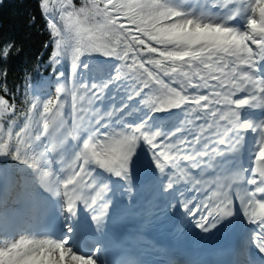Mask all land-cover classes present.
Masks as SVG:
<instances>
[{"label":"snow or ice","instance_id":"1","mask_svg":"<svg viewBox=\"0 0 264 264\" xmlns=\"http://www.w3.org/2000/svg\"><path fill=\"white\" fill-rule=\"evenodd\" d=\"M232 3H235V0H212V5L218 6L221 10L229 9ZM42 7L47 12L49 0H43ZM177 12L184 11L166 3V0H84L83 6L79 8L72 4V0H61L59 22L55 14L49 13L52 16L48 23L54 49L51 51L49 60L43 64L44 68L52 69L60 87L53 95L47 94L48 98L42 99L41 97L44 96L33 93V83L30 89L33 94L29 95V85L25 83L24 109L21 110L24 123L19 132H13L12 128L7 127L5 123V118L11 119L16 116L17 106L0 95V121L4 122L3 128L0 129V139L6 141L0 144V149L7 152L13 142L22 144L26 138L35 140V146L38 149L45 151L54 149L57 141L68 136V133L80 123H86L89 129L95 132L96 137L103 140L102 134L107 133L113 124L130 112L129 106L123 101L119 105L114 102L108 107L103 106L102 101L109 86L123 88L128 100L133 97H146L152 89L157 87L178 89L183 92V99L178 95L175 99L170 98L171 103L162 104L161 107L174 109L171 106L172 103L183 104L187 101L193 111L186 114L184 122L175 124L164 134L148 125L141 126L136 135L141 136L142 142L147 143L151 148L155 166L161 172L167 173L165 178L169 179L168 190L176 189L180 203L187 212L192 214L193 219L201 227H207L214 220V210L221 205L213 198V189L216 184L212 183L211 179H203V177H210L211 173L201 170L211 168L215 172H226L231 166V161H225V157L229 156V150L233 149V145L238 140V137L233 139L234 132L230 131L231 126L227 123L229 113L220 108L217 102L220 99L219 94L233 87L241 74L242 67L252 69L259 67L264 71V41L252 49L241 48L239 44L233 49L232 41L226 36L207 35L198 25L195 32L200 34L194 33L193 38L188 41L189 47L183 53L174 54L182 56L186 61L183 65V70L188 73L187 79L184 80L187 86L185 91L172 74L165 75L146 62V56L141 49L148 47L156 49L157 44L148 41L137 43L144 40V33L149 29L158 33L153 36L154 40L163 42L175 38L180 30L170 31L166 25L163 27L160 25L163 21L171 19ZM184 14L188 13L184 12ZM90 16L93 19L99 17L100 20L89 23ZM122 19L128 21V24L122 23ZM261 21H264V13L261 14ZM113 23L121 26L125 43L131 40L133 44V47L127 50L119 49L118 60L121 67L127 69L126 74L122 73L121 68L116 67L106 76L101 75L97 78L93 73L89 79L88 61L81 62L78 58L80 49L73 50L71 54L70 77L67 70L61 71L66 65L62 39L64 24L73 26L77 32H87L93 42L92 51L105 52L109 46L108 39H113L115 45L111 55H115V48L120 43V37L112 36ZM252 24L253 32L260 30V21L254 19ZM201 41L205 42L204 46L197 48L196 45ZM10 47L11 45H6L3 48L4 57L9 56ZM245 51L248 54L240 59L239 54ZM188 57H191V60H187ZM137 72L143 73L139 80L134 79V74ZM244 74L247 75V73ZM126 81L131 83L124 87ZM50 83L52 82L42 80L38 91L42 94L48 92ZM249 100L257 108L264 107V83H257ZM66 103L70 106L71 123L65 119ZM244 103L247 104V101ZM57 114L61 119H57ZM18 119L19 117L11 119L13 126H18ZM150 124L151 121H149ZM70 139L71 137H68V142ZM44 140H48V144H45ZM119 144L120 141H115L107 145L102 144L97 148L96 143H93L90 151H94L98 157L105 153L116 152L117 156L113 158L115 160L119 158ZM259 152L261 158H264V149H259ZM217 161H219L218 164ZM82 163V161L75 163L73 178H76L78 174L91 179L90 173L82 167ZM254 167L255 172L251 168L247 172L252 173L251 179L247 177V180L251 181L250 189H256L249 198L252 206L237 204L235 192L232 193V202L237 211H240L242 207L245 213H250V220L257 221L252 224L254 231L251 240L259 252H264V220L261 219L264 217V198H261L264 196V164L257 160ZM214 179L222 182L225 177L217 175ZM209 183L211 187H207ZM189 188L200 195L189 198L186 196ZM257 192L261 195H257ZM108 207L106 203L101 202V209L106 210ZM100 214L102 215L103 212ZM240 255V264H250V261L245 259L246 247L241 250ZM80 259L82 264H96L95 257L90 254L83 255Z\"/></svg>","mask_w":264,"mask_h":264},{"label":"clouds","instance_id":"2","mask_svg":"<svg viewBox=\"0 0 264 264\" xmlns=\"http://www.w3.org/2000/svg\"><path fill=\"white\" fill-rule=\"evenodd\" d=\"M2 2L3 0H0V3ZM187 2L188 0H181L182 4ZM166 3L180 8L173 3V0H166ZM207 3L212 5V0H207ZM42 5L43 0H39V7H42ZM229 9L221 10L219 8L218 11L204 10L195 15L191 12H187V15L184 14L185 11L177 12L172 15L171 19L163 21L160 25V27L166 25L170 31L174 29L180 30L171 41L161 42L160 40H154L153 36L158 35V33L155 30H146L144 40L137 41V43L148 41L158 46L156 49L151 47L141 49V52L146 56V62L165 75L172 74L181 88L186 91L187 86L184 80L187 79L188 73L183 70V65L186 61L182 56L174 54L183 53L189 47L188 41L193 38L194 33L195 35L200 34L195 32L198 25L199 28L205 30L207 35L226 36L232 41L233 49H235L237 44L241 48L252 49L261 41H264V21H261V14L264 13V0H235V3L229 5ZM237 17L240 18L242 26L233 23ZM254 19L260 21V30L256 32L252 31V21ZM99 20V17L93 19L90 16L88 18L89 23H96ZM111 31L113 37H120V43L115 48V55H111L114 52L113 45H115L113 39H108L109 46L105 52L92 51L93 42L87 32H77L73 26L64 24L62 39L64 41L65 62H67L68 58L71 60L73 50L80 49L79 60L81 62L88 61L87 67L90 71L103 75L107 71L108 66L98 62L95 57L102 56L119 59V49L127 50L133 47L131 40L125 43L121 33V26L113 23ZM242 36L243 40H241ZM204 43V41H201L196 47H203ZM159 49H163V51H159ZM247 54V51L240 53L239 58L243 59ZM187 60H191V57H188ZM90 65H92L91 68ZM116 67L121 68L122 73H127V69L122 68L120 63ZM244 73H247V75ZM142 75L143 73L137 72L134 74V79L139 80ZM257 83H264V71L260 70L259 67L256 69L242 67L241 74L237 77L233 87L223 94H219L220 99L217 102L220 104V108L229 113L227 123L231 126L230 131L234 132L233 139L238 137V140L233 145V149L229 150V156L235 163H231L226 172H215L211 168L201 170L202 172L211 173L210 177H203V179H211L212 183L216 184L213 189V198L219 201L221 205L214 210V220L207 227H201L194 220L196 226L205 232L214 228L225 219L238 217L240 213H242L243 218L249 224L257 222L255 219L250 220V213H245L242 207L240 211H237L235 204L232 202V193L235 192L238 204H248L251 207L249 198L252 192H256V189H250L251 181H248L246 176L249 168L255 172V167H245L240 162L246 137L250 134L254 138V165L257 160L264 164V158H261L259 152V149H264V117L253 119L242 116V108L244 106L264 109V107L257 108L249 100V97L255 91ZM52 84L55 85L56 92L60 84L56 80L52 81ZM178 95L183 99V92L178 89L167 87L152 89L146 97L140 99L136 107L125 114V116H130L133 113H139L141 118L137 123H129L125 120V117H121L107 133L102 134L103 140L96 137L95 132L91 131L86 123H80L68 133V136L58 140L54 149L50 148L47 151L38 149L35 146V140L26 138L22 144L13 142L7 152L0 149V156L16 161L22 169L31 172L34 198L39 199L41 193L47 194L53 201L58 203L60 215L69 222L77 216L79 209L83 207L89 213L97 233H101L106 228L109 207L104 210L100 208V204L103 202L110 206L112 202L108 195L112 191L111 181L106 174L120 177L126 181L128 192L131 193L133 158L138 155V149L142 142V137L137 136L136 132L139 127L145 125L152 127L161 134L168 132L166 125L171 118L154 116L153 114L170 110L168 107H161V105L171 103V99H175ZM245 101H247V104L244 103ZM171 106L172 108H181L182 106L183 116L178 119L180 124L184 122L186 114H190L193 111L187 101H184L183 104L172 103ZM57 119H61L59 114H57ZM149 121H151L150 125ZM3 124L4 122L0 121V129L3 128ZM32 127L34 128L35 125L33 124ZM68 137H71V145H69ZM115 141H120L118 159L113 160L117 156L116 152L105 153L103 156L98 157L94 151H90L93 143H96L97 148H99L102 144L107 145L115 143ZM3 143H6V141L0 139V144ZM144 144L147 145V143ZM147 150L152 154L148 145ZM77 161L83 162L82 167L88 170L91 179L88 176L81 177L78 174L76 178H73L74 165ZM218 163L219 161H217ZM156 168L160 177L163 178V190L167 192L169 184V179L165 178L167 173L161 172L158 167ZM97 169L103 170L105 175L97 172ZM217 175H222L225 179L222 182L216 181L214 177ZM16 183L22 185V177H17ZM211 186V183L207 184V187ZM189 190L191 189L189 188ZM257 195L261 194L257 192ZM261 198H264V196ZM182 207L186 210L183 204ZM101 212H103L102 215L100 214ZM44 215H47V211H45ZM188 215L192 216L190 213ZM261 219L264 220V217ZM251 237L249 238L250 242H252ZM248 242L249 240L246 239L245 243ZM98 250L99 246L97 251L90 254L95 257L96 264H109L107 260H99ZM260 253L264 255V252ZM83 255L74 250V245L70 244L69 238L64 235L57 236L50 232L37 233L27 230L17 233L15 237L0 235V264H82L80 257ZM249 261L250 264H264V260L259 262ZM111 264H136V262L121 258L112 261Z\"/></svg>","mask_w":264,"mask_h":264},{"label":"trees","instance_id":"3","mask_svg":"<svg viewBox=\"0 0 264 264\" xmlns=\"http://www.w3.org/2000/svg\"><path fill=\"white\" fill-rule=\"evenodd\" d=\"M61 0H49V9L46 12L43 7H39V0H13L0 3V95L6 96L9 103L17 106L16 116L11 119L17 120V124L23 121L22 111L24 109V99L20 90L27 80L24 74V65L33 70L45 63L53 50L50 43L51 28L49 20L55 14L59 18V5ZM72 4L79 8L84 4V0H72ZM128 24V21L121 20ZM6 45H11L9 56L4 57L2 50ZM48 45V47H45ZM67 73L70 75V58L67 59ZM5 88L7 91H4ZM25 89V88H23ZM11 101V102H10ZM11 119L5 118L7 127H10ZM9 164L11 169H16L22 175H29V170L22 169L16 161L0 156Z\"/></svg>","mask_w":264,"mask_h":264},{"label":"bare ground","instance_id":"4","mask_svg":"<svg viewBox=\"0 0 264 264\" xmlns=\"http://www.w3.org/2000/svg\"><path fill=\"white\" fill-rule=\"evenodd\" d=\"M12 1L13 0H7V2H12ZM165 112H168V111L166 110ZM34 203L41 204L42 202H41V200L39 198L38 201H33L32 203L28 204V208H30L31 211H28L27 208H26V211L24 212V214L27 217V220H26L27 222H33V221H35L36 214L33 213L35 211ZM38 215H40V214H38ZM19 230H23V229L21 228ZM26 230H29L30 232L32 231L30 229H26Z\"/></svg>","mask_w":264,"mask_h":264},{"label":"rangeland","instance_id":"5","mask_svg":"<svg viewBox=\"0 0 264 264\" xmlns=\"http://www.w3.org/2000/svg\"><path fill=\"white\" fill-rule=\"evenodd\" d=\"M176 1L180 6H182L183 4L181 3V0H173ZM177 113H181V108H175ZM16 235L13 233L12 235H9V237H15Z\"/></svg>","mask_w":264,"mask_h":264}]
</instances>
